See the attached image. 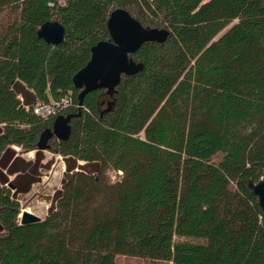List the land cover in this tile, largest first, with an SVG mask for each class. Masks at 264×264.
<instances>
[{
  "label": "trees",
  "instance_id": "16d2710c",
  "mask_svg": "<svg viewBox=\"0 0 264 264\" xmlns=\"http://www.w3.org/2000/svg\"><path fill=\"white\" fill-rule=\"evenodd\" d=\"M116 9L170 35L131 54L142 71L79 107L73 77L110 39ZM55 20L59 45L39 36ZM52 102L56 113H35ZM61 116L66 138L54 132ZM48 129L62 186L43 219L22 224L19 196L40 181ZM261 179L264 0H0V264H264L249 186Z\"/></svg>",
  "mask_w": 264,
  "mask_h": 264
},
{
  "label": "water",
  "instance_id": "95a60500",
  "mask_svg": "<svg viewBox=\"0 0 264 264\" xmlns=\"http://www.w3.org/2000/svg\"><path fill=\"white\" fill-rule=\"evenodd\" d=\"M108 30L111 40L100 41L94 45L90 60L73 77L75 87L81 90L78 94L79 107H83L84 98L89 92L97 88H107L112 93L120 84L122 75L130 76L142 71L143 63L136 62L131 54L146 42L164 43L170 35L167 29L144 26L124 9H116L110 14ZM39 36L49 44L59 45L65 41L66 28L58 20L48 21L41 26ZM69 120L70 117L62 116L56 120L54 132L60 138L69 136ZM51 135L50 129L42 133L40 150H46V143ZM249 186L264 211V179L250 183ZM20 218L22 224L41 220L30 211H23Z\"/></svg>",
  "mask_w": 264,
  "mask_h": 264
},
{
  "label": "rangeland",
  "instance_id": "374dc122",
  "mask_svg": "<svg viewBox=\"0 0 264 264\" xmlns=\"http://www.w3.org/2000/svg\"><path fill=\"white\" fill-rule=\"evenodd\" d=\"M64 3V0H62ZM152 24V23H151ZM157 26L158 24H152ZM158 27H161L158 25ZM18 149V148H17ZM19 150V149H18ZM27 160H35V151H29L21 154ZM44 159L40 168L39 182L35 183L31 190L19 196V202L22 211H30L43 219L47 214L52 203V197L55 192L61 188L62 179L66 169V164L62 155L49 150L43 152ZM112 180H116L120 173L109 172ZM116 264H172L167 261H153L144 258L119 256Z\"/></svg>",
  "mask_w": 264,
  "mask_h": 264
},
{
  "label": "built area",
  "instance_id": "2783aa9c",
  "mask_svg": "<svg viewBox=\"0 0 264 264\" xmlns=\"http://www.w3.org/2000/svg\"><path fill=\"white\" fill-rule=\"evenodd\" d=\"M63 103L65 105H68L71 102L68 98H66V99H64ZM60 105H61V103H57V102H52L49 104H40V105L35 106L34 111L38 115L48 116V115L56 113V111ZM22 212H21L20 216L22 215Z\"/></svg>",
  "mask_w": 264,
  "mask_h": 264
},
{
  "label": "flooded vegetation",
  "instance_id": "af4514ba",
  "mask_svg": "<svg viewBox=\"0 0 264 264\" xmlns=\"http://www.w3.org/2000/svg\"><path fill=\"white\" fill-rule=\"evenodd\" d=\"M153 28H158V29H163V27H156V26H153ZM164 29H166V28H164ZM168 30V29H167ZM109 31V30H108ZM170 32V31H169ZM109 40H111V35H110V39ZM150 42V41H149ZM156 43V42H155Z\"/></svg>",
  "mask_w": 264,
  "mask_h": 264
}]
</instances>
